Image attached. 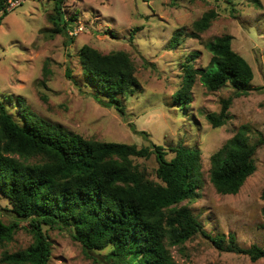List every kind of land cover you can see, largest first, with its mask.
Segmentation results:
<instances>
[{"label":"rangeland","instance_id":"374dc122","mask_svg":"<svg viewBox=\"0 0 264 264\" xmlns=\"http://www.w3.org/2000/svg\"><path fill=\"white\" fill-rule=\"evenodd\" d=\"M61 6L65 17L75 15L67 33L52 30L54 0H25L2 18L0 101L16 114L14 100L20 95L45 119L86 138L141 145L147 140L137 130L144 129L151 140L166 147L196 145L203 183L200 195L187 204L206 231L224 235L223 244L230 232L239 246L264 247V140L254 154L256 169L236 193L217 192L209 178L210 154L240 124L248 125L250 142L264 137V0L260 5L253 0H63ZM209 9L216 16L199 37L185 36L175 48L169 46L175 29L191 30L192 22ZM223 33L232 35V48L251 65V88L239 95L229 83L210 90L197 75L192 101L184 108L173 96L181 79L180 63L194 54V65L206 67L211 53L205 43ZM82 44L105 53L122 49L131 57L141 88L123 98V115L94 96L95 87L82 73L78 56ZM227 97H231L227 121L214 127L206 113L218 112L221 99ZM134 160L156 179L153 155ZM11 206L0 193L4 222L16 219ZM43 229L51 241L48 264L112 263L106 256L109 245L86 251L68 228L44 225ZM31 241L27 220H20L0 251L22 248ZM169 250L180 264H264L263 257L252 260L245 253L220 249L201 233L169 245Z\"/></svg>","mask_w":264,"mask_h":264},{"label":"trees","instance_id":"16d2710c","mask_svg":"<svg viewBox=\"0 0 264 264\" xmlns=\"http://www.w3.org/2000/svg\"><path fill=\"white\" fill-rule=\"evenodd\" d=\"M260 5V0H253ZM54 0L56 15L52 30L67 33L75 15L65 17L61 3ZM6 0H0V23L7 13ZM216 16L204 11L192 22V29L177 28L169 46H178L185 36L199 37ZM232 35L223 33L205 45L211 53L204 68L193 63L194 54L180 63L181 79L173 92L175 102L184 108L192 101V87L199 75L210 90L229 83L234 93H247L253 70L248 61L231 46ZM82 73L95 87L94 96L105 106L125 113L123 98L141 88L135 66L126 51L101 52L82 44L78 48ZM67 74L71 77L70 71ZM258 87V86H257ZM12 99V96H9ZM16 114L0 101V193L11 202L16 219L0 218V248L12 239L20 220H27L32 241L25 247L0 251L5 264H48L51 241L44 225L68 228L86 251L110 249L111 264H180L169 245L179 244L201 233L218 248L264 258V247L236 244L235 235H211L187 202L195 200L203 183L200 149L177 143L166 147L156 143L144 129L147 143L86 138L52 122L15 97ZM231 97L221 99L218 112L206 113L212 126L227 121ZM264 140H249V127L240 124L235 132L210 154L209 178L216 191L236 193L256 169L254 154ZM173 153L168 156V152ZM154 156L156 179L134 160ZM264 198V190L262 191ZM264 216V206L262 207ZM183 264V263H181Z\"/></svg>","mask_w":264,"mask_h":264},{"label":"built area","instance_id":"2783aa9c","mask_svg":"<svg viewBox=\"0 0 264 264\" xmlns=\"http://www.w3.org/2000/svg\"><path fill=\"white\" fill-rule=\"evenodd\" d=\"M25 0H6V9L7 10H11L12 8H14L16 5L20 4L21 2H23ZM71 29V28H69ZM68 29V30H69ZM71 32V31H70Z\"/></svg>","mask_w":264,"mask_h":264}]
</instances>
